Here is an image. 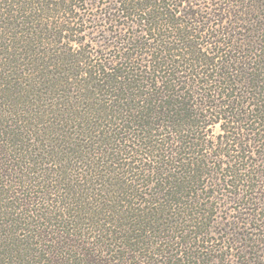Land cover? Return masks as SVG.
I'll return each instance as SVG.
<instances>
[{"label":"trees","instance_id":"obj_1","mask_svg":"<svg viewBox=\"0 0 264 264\" xmlns=\"http://www.w3.org/2000/svg\"><path fill=\"white\" fill-rule=\"evenodd\" d=\"M1 92L0 264H264V0H0Z\"/></svg>","mask_w":264,"mask_h":264},{"label":"rangeland","instance_id":"obj_2","mask_svg":"<svg viewBox=\"0 0 264 264\" xmlns=\"http://www.w3.org/2000/svg\"><path fill=\"white\" fill-rule=\"evenodd\" d=\"M105 1H102V3H104ZM196 5H198V2L196 3ZM76 12V14L78 13V14H80V16H82L83 14H86V17L87 18H90V19H92L93 17H94V15H99L100 14V9H94V10H90V11H85V12H82V10H80V11H75ZM74 12V13H75ZM63 19V18H62ZM96 25H97V27H96ZM86 26V27H85ZM84 27L85 28H88L87 29V31H88V33L90 32V35L88 36L89 37V39L91 40V41H93L94 43L95 42H98L99 44H101L100 46L102 47V46H104V43L105 42H103V36H104V32H103V29L104 30H106L107 28L109 29V28H111V26H110V24H103V23H101V22H97V23H95V25L94 24H89V23H86V25H85ZM98 26H100V27H98ZM96 29H98L97 31H95V33H93V34H91V32H92V30H96ZM90 30V31H89ZM100 47V48H101ZM16 87V89H18V90H23L24 92H25V90H26V87H25V85L23 84V83H21V85H16L15 86ZM79 87V86H78ZM23 88H25V90L23 89ZM13 91H15V90H13ZM26 92H27V90H26ZM0 95H1V101H0V103H4V97H6V93H0ZM16 92H8V94H7V97L6 98H13V97H16ZM47 104H49L48 103V101H47V97H43V100L41 101V102H39V103H35V106L36 107H34L33 109H34V111L35 110H41L40 108H42L44 105H47ZM83 107V105H80V109H84V108H82ZM8 109H7V107L5 106V107H3V104H0V115H4V114H6V113H8V111H7ZM84 113V112H83ZM86 113V112H85ZM0 120H1V122H0V124H2V126L0 127V140H3V137H4V133L5 134H10L11 135V137H12V141L15 139V137H13L12 135L14 134V131L15 132H19V130H20V128L21 127H18L20 124H21V126L22 125H24V123H18V121H16L15 119H12V120H10V118H2V117H0ZM9 121V125L7 126V125H5V122H8ZM65 124H62V126H64ZM54 126H55V124H54ZM71 126V123H69V124H67L66 125V127H70ZM95 127H100V126H94V129L95 130H98L97 128H95ZM102 128H104L105 129V127H102ZM40 130H38V132H40V134L41 135H46V133H48V132H51V129H42L41 127L39 128ZM210 135L211 136H215L216 134H218L219 133V129H218V127L217 126H215V127H213L212 129H210ZM37 133V132H36ZM32 134H34V133H32ZM51 137L52 136H50L49 137V139H51ZM38 137H36V136H34V138H33V140L32 141H27L25 144H26V146L27 147H29L32 143H36L37 142V139ZM73 138H75L76 140H77V138H79V139H81V137L80 136H76V137H73ZM84 140V139H83ZM82 140V141H83ZM84 142V141H83ZM4 143V145H5V147L6 148H9V149H11V151H14V149H15V147L16 146H14V145H11V147H10V145H8L9 143L7 142H3ZM17 147H18V145H17ZM41 147H46L45 146V144L43 143V144H39L38 145V148H41ZM14 153V152H13ZM139 158V157H138ZM119 159V158H118ZM128 160V159H127ZM135 160H137V159H135ZM109 162V161H108ZM122 162V161H121ZM145 161L143 160V159H141V164L142 163H144ZM115 163L118 165V164H121V163H119L118 161H115ZM48 164V165H47ZM49 164H50V161L49 160H47V159H45V163H44V166L45 167H47V166H49ZM51 165V164H50ZM112 166V168L111 169H108V170H106V171H108V173H109V171L110 172H112L113 174H114V177L116 176L117 178H121V175L120 174H122V171L121 170H118V175L117 174H115L114 173V168H119L118 166ZM124 176H125V179H127L128 181H129V179H132L133 178V175H131V174H124ZM123 175H122V177H124ZM135 178H133V180H134ZM14 185L15 184H7V188L8 189H11V188H13L14 187ZM25 185H26V183H25ZM5 190H6V188H0V200L2 199V200H5V202H8L11 198L9 197V195H6V196H4L3 198H1V196L5 193ZM32 190L33 191H35L38 195H41L40 194V189H38V188H36V187H32ZM31 191V190H30ZM36 193H34L33 192V194L32 195H36ZM9 194H12L11 192H9ZM214 218V217H213Z\"/></svg>","mask_w":264,"mask_h":264}]
</instances>
